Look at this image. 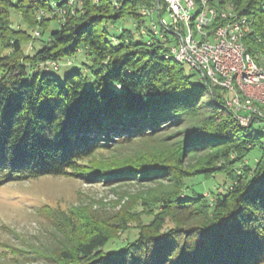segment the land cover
Masks as SVG:
<instances>
[{
    "label": "trees",
    "instance_id": "trees-1",
    "mask_svg": "<svg viewBox=\"0 0 264 264\" xmlns=\"http://www.w3.org/2000/svg\"><path fill=\"white\" fill-rule=\"evenodd\" d=\"M207 1L246 19L243 43L264 67V0ZM155 2L0 0V186L41 176L173 182L172 192L140 198L138 215L153 219L134 239H121L128 219L85 216L74 246L48 257L36 252L48 264H264V120L242 125L224 89L195 80L171 56L169 43L145 25L142 10ZM126 17L135 31L112 34L109 25ZM175 126L185 135L179 156L93 174L83 167L100 149ZM183 158L194 160L191 170ZM194 178L216 182L213 202L203 186L186 184Z\"/></svg>",
    "mask_w": 264,
    "mask_h": 264
},
{
    "label": "rangeland",
    "instance_id": "rangeland-1",
    "mask_svg": "<svg viewBox=\"0 0 264 264\" xmlns=\"http://www.w3.org/2000/svg\"><path fill=\"white\" fill-rule=\"evenodd\" d=\"M196 2L198 10L200 0ZM164 17L170 21L168 13H165ZM154 19L158 20V16H154ZM19 22L20 17L16 16L15 26L20 25ZM149 24L150 18L147 17L145 25ZM136 27L135 22L126 17L115 25L110 24L109 31L118 34L124 28L135 31ZM136 33L139 35V32ZM33 34L35 38L41 36L38 30ZM47 37L48 34L42 38L47 40ZM173 45L176 43H169V46ZM40 46L41 41L37 40L36 47ZM59 65L62 69H67L65 60L60 61ZM184 68L189 74L193 73L187 65H184ZM195 73V80H199V74ZM184 136L183 127L175 126L154 137L134 139L127 145L113 144L109 148L100 149L82 161V164L89 174H93L117 168L121 164L137 165L135 161H150L160 155L163 159H170L181 153L178 148ZM254 155L258 156V152H254L250 160L256 159ZM183 161L189 170L195 163L193 159L188 158H183ZM215 181L223 184L225 177H217ZM215 181L207 184L203 179L194 178L187 180L186 184L197 188L198 191H201L203 186L209 201L213 202L215 197L209 194V189H216ZM172 188L174 190L171 180L140 182L137 179L133 182L121 181L107 185L104 180L86 181L80 176H41L4 184L0 186V264H48L42 256L37 258L36 252L48 257L64 245L72 246L77 243L82 237L83 229H80V224L85 221V216L108 224L118 222L121 218L128 219L129 231L120 234L121 239H134L141 224H147L153 219V216L138 215L143 209L138 206L140 198H148L151 194L165 190L172 192ZM131 213L134 217H131ZM111 248L109 245L106 250Z\"/></svg>",
    "mask_w": 264,
    "mask_h": 264
},
{
    "label": "built area",
    "instance_id": "built-area-1",
    "mask_svg": "<svg viewBox=\"0 0 264 264\" xmlns=\"http://www.w3.org/2000/svg\"><path fill=\"white\" fill-rule=\"evenodd\" d=\"M200 4L196 10V0H156L142 13L151 19L149 27L154 35L176 43L169 46L171 56L197 72L201 81L227 92V106L242 125L264 120V67L243 43L246 19L230 10L210 7L207 0H200Z\"/></svg>",
    "mask_w": 264,
    "mask_h": 264
}]
</instances>
